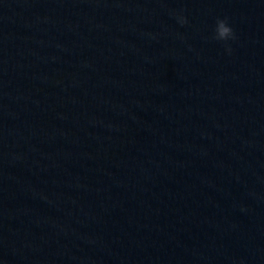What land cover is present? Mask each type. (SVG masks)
I'll list each match as a JSON object with an SVG mask.
<instances>
[{
    "label": "water",
    "instance_id": "1",
    "mask_svg": "<svg viewBox=\"0 0 264 264\" xmlns=\"http://www.w3.org/2000/svg\"><path fill=\"white\" fill-rule=\"evenodd\" d=\"M0 264H264V0H0Z\"/></svg>",
    "mask_w": 264,
    "mask_h": 264
},
{
    "label": "clouds",
    "instance_id": "2",
    "mask_svg": "<svg viewBox=\"0 0 264 264\" xmlns=\"http://www.w3.org/2000/svg\"><path fill=\"white\" fill-rule=\"evenodd\" d=\"M181 24L186 23L183 16L178 17ZM211 39L222 43L227 51H231L230 42L236 39V33L227 18H217L211 32Z\"/></svg>",
    "mask_w": 264,
    "mask_h": 264
}]
</instances>
